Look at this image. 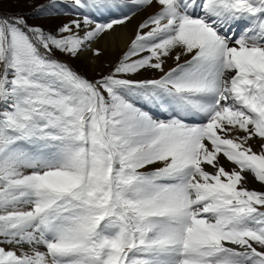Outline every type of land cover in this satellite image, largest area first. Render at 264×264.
Segmentation results:
<instances>
[{
  "label": "snow or ice",
  "instance_id": "obj_1",
  "mask_svg": "<svg viewBox=\"0 0 264 264\" xmlns=\"http://www.w3.org/2000/svg\"><path fill=\"white\" fill-rule=\"evenodd\" d=\"M51 12L71 18L29 23ZM141 12L108 74L57 55L100 56ZM249 177L264 187V0L0 10V264H264Z\"/></svg>",
  "mask_w": 264,
  "mask_h": 264
},
{
  "label": "rangeland",
  "instance_id": "obj_2",
  "mask_svg": "<svg viewBox=\"0 0 264 264\" xmlns=\"http://www.w3.org/2000/svg\"><path fill=\"white\" fill-rule=\"evenodd\" d=\"M49 0H3V3L0 4V10L5 12H20L25 11L32 13V10L37 8L40 5H47ZM70 18V15H60L55 12L45 13L43 15H35L32 18H30L29 23L32 24H42L47 29H55L62 23L66 22ZM60 59L67 61L70 63V65L76 69L79 73L86 76L89 79H96L99 78L100 75L108 74V72L111 70L112 66L119 60L121 56H117L115 58L114 62H106L102 61V67L104 68L101 72H89L87 68V64L84 61L79 60L78 62H75L74 58L63 56L60 53H57ZM103 57V52L101 54ZM106 65V66H105ZM150 74L155 75V72H150ZM154 77V76H151ZM150 78V77H148ZM254 182V180L249 177V185L248 187L251 189L264 191V187H262L259 183Z\"/></svg>",
  "mask_w": 264,
  "mask_h": 264
},
{
  "label": "bare ground",
  "instance_id": "obj_3",
  "mask_svg": "<svg viewBox=\"0 0 264 264\" xmlns=\"http://www.w3.org/2000/svg\"><path fill=\"white\" fill-rule=\"evenodd\" d=\"M144 16L145 13H138L136 16L133 17V19L129 23L117 28L115 31L105 35L98 43L93 44L94 48L99 47L102 50L103 57L101 55L98 57L94 56L91 51H83L77 57L74 58L75 62H78L79 60L84 61L87 64L89 72H101L104 69L101 68L103 66V60L106 62H114L117 56H121L123 52L127 50L131 39L134 37L136 27L144 18ZM169 66H173L171 61H169ZM155 75L150 74V71H146L139 74V76H137L136 78H152L151 76ZM254 150L256 149L254 148ZM221 162L224 163L226 167L229 166L228 162L224 161L223 159Z\"/></svg>",
  "mask_w": 264,
  "mask_h": 264
}]
</instances>
